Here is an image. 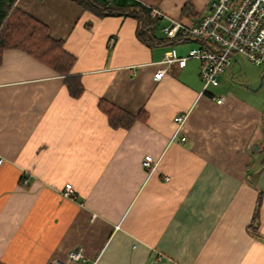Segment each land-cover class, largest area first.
<instances>
[{"label":"crops","instance_id":"obj_1","mask_svg":"<svg viewBox=\"0 0 264 264\" xmlns=\"http://www.w3.org/2000/svg\"><path fill=\"white\" fill-rule=\"evenodd\" d=\"M138 1L163 13L157 39L167 38L163 27L172 20L198 22L211 2ZM187 3L196 17L183 14ZM16 6L75 55L72 75L83 92L73 96L65 76L26 51L3 52L0 264H264L257 81L238 88L226 69L204 91L199 59L161 63L170 49L187 55L201 45L196 39L148 45L135 17L100 16L76 0ZM237 61L234 55L231 65ZM102 100L140 116L129 129L113 128ZM180 114L187 119L177 131ZM146 155L157 163L152 172ZM67 183L73 194H64ZM76 247L84 261L69 260Z\"/></svg>","mask_w":264,"mask_h":264},{"label":"built area","instance_id":"obj_2","mask_svg":"<svg viewBox=\"0 0 264 264\" xmlns=\"http://www.w3.org/2000/svg\"><path fill=\"white\" fill-rule=\"evenodd\" d=\"M151 16L157 18L163 13L150 7ZM165 35L170 40L196 39L201 45L189 50L187 55H179L176 49L164 52L161 63L186 66L189 59L201 61L200 76L205 91L210 85L219 83L220 75L231 63L235 54H243L251 62L264 64V0H211L209 13L198 22L187 23L183 20H172L163 27ZM166 69H159L155 79L160 80ZM222 97L217 99L222 103ZM187 119V114L175 117L177 131L181 129ZM185 140V137L182 138ZM144 166L152 172L157 163L151 155H146ZM25 183L27 180L24 179ZM74 193L73 185L67 183L65 195ZM69 260L84 261L82 247H76L69 253ZM164 264V263H162Z\"/></svg>","mask_w":264,"mask_h":264},{"label":"trees","instance_id":"obj_3","mask_svg":"<svg viewBox=\"0 0 264 264\" xmlns=\"http://www.w3.org/2000/svg\"><path fill=\"white\" fill-rule=\"evenodd\" d=\"M86 9L100 16L104 15H128L139 21L138 37L146 44L162 43L165 39H157L154 30L157 18L150 14L151 9L138 0H76ZM17 0H0V64L3 52L7 49L18 48L26 51L39 61L50 66L58 74L65 76L70 93L78 97L83 92V86L78 76L72 75V69L76 62L75 55L64 48L61 39H55L49 33L46 24L36 19L31 14L16 6ZM183 14L196 17L192 5L187 3L183 8ZM100 108L108 116V122L113 128L129 129L138 120L140 115H132L114 104L100 101ZM262 194L258 200V207ZM258 212L253 219V225H258Z\"/></svg>","mask_w":264,"mask_h":264},{"label":"rangeland","instance_id":"obj_4","mask_svg":"<svg viewBox=\"0 0 264 264\" xmlns=\"http://www.w3.org/2000/svg\"><path fill=\"white\" fill-rule=\"evenodd\" d=\"M158 35H163V32L159 29L157 32ZM237 56L238 61L236 62V65H229L227 66V71L231 70V73L233 74L234 78L231 79V82L233 85H236L238 88L241 86L246 87L247 81L249 84V81L254 79L252 82H256L253 86L254 89H260L261 93H264V64L257 65L250 60H248L243 54H235ZM235 67V69H234ZM225 69V70H226ZM232 70H234L232 72ZM259 70H262V73L260 74ZM231 74V75H232ZM247 76V77H246ZM231 83V84H232ZM213 87V85L211 86ZM252 88V87H251Z\"/></svg>","mask_w":264,"mask_h":264},{"label":"bare ground","instance_id":"obj_5","mask_svg":"<svg viewBox=\"0 0 264 264\" xmlns=\"http://www.w3.org/2000/svg\"><path fill=\"white\" fill-rule=\"evenodd\" d=\"M230 64H231V63H230ZM230 64H229V65H230ZM229 65H228V66H229ZM226 68H227V67H226ZM226 68H225V69H226ZM224 71H225V70H224Z\"/></svg>","mask_w":264,"mask_h":264}]
</instances>
